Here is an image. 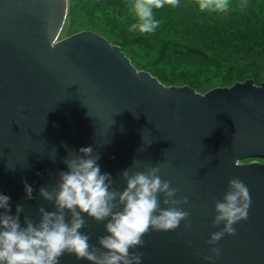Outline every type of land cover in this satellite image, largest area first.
<instances>
[{"label": "water", "instance_id": "water-1", "mask_svg": "<svg viewBox=\"0 0 264 264\" xmlns=\"http://www.w3.org/2000/svg\"><path fill=\"white\" fill-rule=\"evenodd\" d=\"M68 4L0 0V194L10 197L9 214L21 205L24 227L25 216L39 222V207L54 211L40 188H56L68 170L64 159L91 146L112 188L126 187L124 170L131 175L159 164L160 178L178 189L175 198L188 197L177 207L190 213L191 228L184 221L170 231L150 228L143 246L129 249L143 253L141 264H264V163L242 162L264 158V82L250 77L206 93L194 85L165 87L157 73L137 71L103 32L58 39ZM233 177L247 186L251 205L235 235L215 245L217 257L206 241L223 227L213 226L215 202H223ZM158 199L169 207L162 194ZM82 216L80 231L104 251L98 237L108 234L107 221ZM58 264L92 262L65 252Z\"/></svg>", "mask_w": 264, "mask_h": 264}, {"label": "clouds", "instance_id": "clouds-1", "mask_svg": "<svg viewBox=\"0 0 264 264\" xmlns=\"http://www.w3.org/2000/svg\"><path fill=\"white\" fill-rule=\"evenodd\" d=\"M195 4L201 12L225 13L232 7V0H195ZM179 5L180 0H129L128 8L135 18L129 30L152 34L160 25L155 10L166 6L174 9ZM92 153L93 148L88 146L79 149L80 155H68L64 159L68 170L59 173L57 187L52 191L40 188V195L52 202L55 210L39 207L38 223L25 216L26 226L22 227L19 214L23 207L17 205V214L10 215V197L0 194V208L5 210L0 213V264H58L65 252L92 264H141L143 253H132L129 249L142 247V237L150 228L170 231L178 228L181 221L186 228H191L190 213L177 207L188 204V197L175 198L178 189L160 178L159 164L143 172L133 171L131 175L128 169L124 170L121 176L126 180V187L118 191L111 187L114 183L111 174L101 173L97 163L99 155ZM138 163V160L133 162ZM228 185L223 202H215L213 218L214 227L221 224L223 227L211 233L206 241L213 245L210 251L217 257L220 249L215 245L226 234L235 235L234 225L248 219L251 205L250 192L239 178L233 177ZM24 187L26 198L32 199V187L26 181ZM160 194L164 197L163 204L169 207H160ZM120 205H123L122 210ZM66 210L70 213L69 220H66ZM82 213L97 222L107 221L104 226L108 234L98 237L104 251L90 245L89 235L80 231L86 226Z\"/></svg>", "mask_w": 264, "mask_h": 264}, {"label": "rangeland", "instance_id": "rangeland-1", "mask_svg": "<svg viewBox=\"0 0 264 264\" xmlns=\"http://www.w3.org/2000/svg\"><path fill=\"white\" fill-rule=\"evenodd\" d=\"M129 0H69L58 39L97 30L117 42L137 71L157 73L165 87L194 85L196 93L253 77L264 82V0H232L225 13L199 11L195 0L155 10L152 34L130 31ZM243 5V6H241ZM260 46V47H259ZM264 158H246V161Z\"/></svg>", "mask_w": 264, "mask_h": 264}, {"label": "trees", "instance_id": "trees-1", "mask_svg": "<svg viewBox=\"0 0 264 264\" xmlns=\"http://www.w3.org/2000/svg\"><path fill=\"white\" fill-rule=\"evenodd\" d=\"M260 47V46H259Z\"/></svg>", "mask_w": 264, "mask_h": 264}]
</instances>
